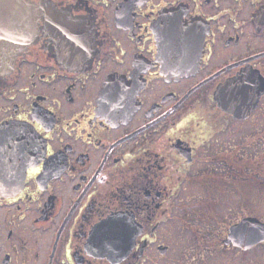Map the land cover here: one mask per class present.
I'll list each match as a JSON object with an SVG mask.
<instances>
[{"label": "flooded vegetation", "instance_id": "1", "mask_svg": "<svg viewBox=\"0 0 264 264\" xmlns=\"http://www.w3.org/2000/svg\"><path fill=\"white\" fill-rule=\"evenodd\" d=\"M29 2L35 35L0 73V264L187 259L186 207L229 192L233 122L262 106L264 0ZM239 76L256 106L236 119L219 103Z\"/></svg>", "mask_w": 264, "mask_h": 264}, {"label": "rangeland", "instance_id": "2", "mask_svg": "<svg viewBox=\"0 0 264 264\" xmlns=\"http://www.w3.org/2000/svg\"><path fill=\"white\" fill-rule=\"evenodd\" d=\"M261 105L260 110L249 119L243 122H233L234 153L241 157L218 163L217 167L218 172H221L220 170L230 171V174L232 172L229 182H226L229 192H217L213 195L217 205L208 204L195 210L194 207H186V216H190V221L186 218L187 222L196 223L200 228L199 233L203 234L197 235L199 239L193 235L189 243L188 238L194 234V230L186 227L185 244L189 243V246H186L188 252L190 250L194 252L181 262L180 259L177 260L175 264H216L217 259L221 264H229L232 257L223 239L232 219L237 215L252 214L264 220V99ZM243 155H248V160H243ZM222 164L225 166L220 167ZM245 169L248 172L245 173ZM221 188L223 187L220 186V180H218L216 190ZM212 193L213 191L202 194V201L209 200ZM186 194L188 197L191 195V193ZM256 194H261V196L255 199ZM186 226L189 225L186 224ZM199 243L201 250L195 251ZM256 245L259 246V243ZM211 252L214 253L211 254ZM248 259L249 254H247L246 264H248ZM237 260L241 264L240 260ZM250 264H264V259L261 256L260 258L251 257Z\"/></svg>", "mask_w": 264, "mask_h": 264}, {"label": "water", "instance_id": "3", "mask_svg": "<svg viewBox=\"0 0 264 264\" xmlns=\"http://www.w3.org/2000/svg\"><path fill=\"white\" fill-rule=\"evenodd\" d=\"M34 8L29 0H0V71L10 70L13 65V56L15 48L12 45H18L25 41V35L28 26L33 20ZM234 78L225 84L220 91L222 101L219 105L232 113L235 118L241 119L248 116L251 109L256 106V101L247 104L246 101L254 98L245 81ZM230 96L235 103L227 101ZM123 224L116 227V233L119 235L114 242L125 249L127 244L132 241L123 237ZM232 241L235 245L242 248H250L253 245L264 241V221L253 215H247L228 227L225 243Z\"/></svg>", "mask_w": 264, "mask_h": 264}, {"label": "bare ground", "instance_id": "4", "mask_svg": "<svg viewBox=\"0 0 264 264\" xmlns=\"http://www.w3.org/2000/svg\"><path fill=\"white\" fill-rule=\"evenodd\" d=\"M35 31H36V13L34 11L33 13V20L31 21L30 25L28 26V31L25 35V41L24 42H20L18 45H12V48H15V51L19 48H22L24 43H26L29 39L33 38L35 35ZM9 70H5V71H0L1 72H8ZM240 78L239 80L244 81L241 76L237 77ZM227 101H230L232 104H234L236 101L235 99H233L234 101L231 100V97L227 95L226 97Z\"/></svg>", "mask_w": 264, "mask_h": 264}, {"label": "trees", "instance_id": "5", "mask_svg": "<svg viewBox=\"0 0 264 264\" xmlns=\"http://www.w3.org/2000/svg\"><path fill=\"white\" fill-rule=\"evenodd\" d=\"M239 174H240V172H239ZM259 196H261V194H256L254 197H255V199H258ZM205 222H206V220H205ZM197 229H198V227H197ZM213 253L211 252V254H213ZM248 254H249L248 264H250V258L251 257L258 256V258H260V256H261L264 259V243L259 244V246L257 245V247L255 246V247L251 248L250 251L248 252ZM216 264H221V263H219L218 259H217ZM229 264H231V263L229 262Z\"/></svg>", "mask_w": 264, "mask_h": 264}]
</instances>
